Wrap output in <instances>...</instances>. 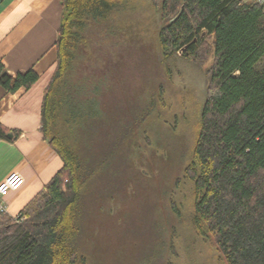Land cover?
<instances>
[{
	"label": "trees",
	"instance_id": "1",
	"mask_svg": "<svg viewBox=\"0 0 264 264\" xmlns=\"http://www.w3.org/2000/svg\"><path fill=\"white\" fill-rule=\"evenodd\" d=\"M132 1L62 0L41 133L63 167L19 213L24 220L0 217V264H88L74 244L82 166L66 135L72 123L86 119L87 101L72 90L68 76L89 23L124 12ZM154 3L164 24L159 39L165 61L212 60L199 134L185 170L194 185L192 225L214 240L227 264H264V13L244 0ZM39 79L34 70L13 76L0 62V86L8 93L29 90ZM0 138L9 139L1 125Z\"/></svg>",
	"mask_w": 264,
	"mask_h": 264
},
{
	"label": "rangeland",
	"instance_id": "2",
	"mask_svg": "<svg viewBox=\"0 0 264 264\" xmlns=\"http://www.w3.org/2000/svg\"><path fill=\"white\" fill-rule=\"evenodd\" d=\"M163 25L154 0H133L91 21L75 51L68 79L86 119L66 135L82 166L74 244L88 264H227L192 225L185 179L212 60L165 61Z\"/></svg>",
	"mask_w": 264,
	"mask_h": 264
},
{
	"label": "crops",
	"instance_id": "3",
	"mask_svg": "<svg viewBox=\"0 0 264 264\" xmlns=\"http://www.w3.org/2000/svg\"><path fill=\"white\" fill-rule=\"evenodd\" d=\"M62 0H0V62L16 76L34 70L29 90L8 93L0 86V125L13 137L0 138V183L19 173L25 185L10 193L9 216L19 214L62 169L58 153L44 140L42 104L57 63Z\"/></svg>",
	"mask_w": 264,
	"mask_h": 264
},
{
	"label": "built area",
	"instance_id": "4",
	"mask_svg": "<svg viewBox=\"0 0 264 264\" xmlns=\"http://www.w3.org/2000/svg\"><path fill=\"white\" fill-rule=\"evenodd\" d=\"M244 2H251L252 4L259 6L264 13V0H244ZM181 53L182 52H180L179 54L181 55ZM24 185L25 179L19 173L11 174L6 180L0 183V217L4 215L9 216L6 199L10 195V193L19 191ZM12 218L15 220H24V218H20L19 214Z\"/></svg>",
	"mask_w": 264,
	"mask_h": 264
},
{
	"label": "water",
	"instance_id": "5",
	"mask_svg": "<svg viewBox=\"0 0 264 264\" xmlns=\"http://www.w3.org/2000/svg\"><path fill=\"white\" fill-rule=\"evenodd\" d=\"M8 137H9V138H12V137H13V135H12V134H8Z\"/></svg>",
	"mask_w": 264,
	"mask_h": 264
}]
</instances>
